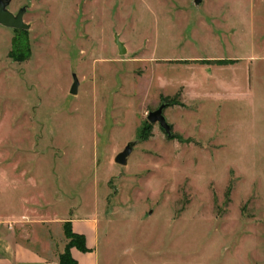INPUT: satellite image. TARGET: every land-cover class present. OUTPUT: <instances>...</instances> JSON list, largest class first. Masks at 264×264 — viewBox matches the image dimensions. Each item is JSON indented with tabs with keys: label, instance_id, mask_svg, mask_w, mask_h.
<instances>
[{
	"label": "rangeland",
	"instance_id": "1",
	"mask_svg": "<svg viewBox=\"0 0 264 264\" xmlns=\"http://www.w3.org/2000/svg\"><path fill=\"white\" fill-rule=\"evenodd\" d=\"M21 7L28 30L0 25L12 238L58 249L61 217L90 214L100 264H264V0ZM161 103L170 137L147 120Z\"/></svg>",
	"mask_w": 264,
	"mask_h": 264
},
{
	"label": "crops",
	"instance_id": "2",
	"mask_svg": "<svg viewBox=\"0 0 264 264\" xmlns=\"http://www.w3.org/2000/svg\"><path fill=\"white\" fill-rule=\"evenodd\" d=\"M60 220L63 226L68 222L72 232L84 236L87 251H81L74 246L69 250L77 264H100L99 230L95 216L90 214L84 216L77 213L69 215L68 213ZM60 239L62 240L58 243V249H50L48 242L45 241L42 248L17 241L12 238L5 220L0 216V264H59L58 255L63 252L67 240L64 234Z\"/></svg>",
	"mask_w": 264,
	"mask_h": 264
},
{
	"label": "water",
	"instance_id": "3",
	"mask_svg": "<svg viewBox=\"0 0 264 264\" xmlns=\"http://www.w3.org/2000/svg\"><path fill=\"white\" fill-rule=\"evenodd\" d=\"M200 1L201 0H194L196 4ZM9 2L10 0H0V25L14 29L28 30L29 25L23 21V13L25 11V8H19L18 11L14 14L7 8ZM114 42L117 45L119 54L125 53L124 44L119 40L117 34L114 35ZM72 77L73 82L70 86L69 92L71 94H76L78 89V79L75 74H73ZM166 105V103H161L156 109L149 111L147 114V120L150 123L157 122L159 126L164 130L166 135L170 137L172 136L171 125L166 121V118L163 114V110ZM131 149V144H127L124 149L115 156L114 161L117 164L124 165L126 163V158L131 152Z\"/></svg>",
	"mask_w": 264,
	"mask_h": 264
},
{
	"label": "trees",
	"instance_id": "4",
	"mask_svg": "<svg viewBox=\"0 0 264 264\" xmlns=\"http://www.w3.org/2000/svg\"><path fill=\"white\" fill-rule=\"evenodd\" d=\"M21 30V29H16ZM15 42L13 44V48L15 47ZM63 231L67 242L65 244L64 250L62 253L58 255V262L59 264H77L76 260H74L70 255V248L76 247L81 251H87L85 246V239L84 236L81 234H77L71 231L70 225L66 222L63 226Z\"/></svg>",
	"mask_w": 264,
	"mask_h": 264
}]
</instances>
